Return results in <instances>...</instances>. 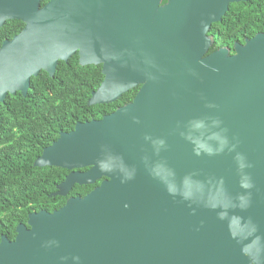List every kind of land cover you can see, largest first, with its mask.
Listing matches in <instances>:
<instances>
[{"label":"water","instance_id":"water-1","mask_svg":"<svg viewBox=\"0 0 264 264\" xmlns=\"http://www.w3.org/2000/svg\"><path fill=\"white\" fill-rule=\"evenodd\" d=\"M160 1L0 0V26L23 23L0 44V102L75 53L101 65L87 105L139 85L43 147L33 165L69 170L52 195L103 179L2 234L0 264H264V30L208 52L243 0Z\"/></svg>","mask_w":264,"mask_h":264},{"label":"trees","instance_id":"trees-1","mask_svg":"<svg viewBox=\"0 0 264 264\" xmlns=\"http://www.w3.org/2000/svg\"><path fill=\"white\" fill-rule=\"evenodd\" d=\"M48 0H40L42 6ZM238 2H236V5ZM243 13V14H242ZM244 19V27L231 31L217 22L220 29L209 52L223 46L232 47L233 40L244 42L245 38L264 30V0H245L244 12L235 6L223 17L231 23ZM10 33L6 28L15 27V22L0 27V43L4 36L18 33L21 21ZM213 28L209 33H214ZM234 36V37H233ZM103 79L101 65H80L77 53L67 61L59 60L53 76L40 70L31 76L26 95L19 91L7 94L0 102V236L9 239L15 236V226L26 223L28 213L46 209L52 211L62 206L67 197L89 192L95 184H75L66 196L52 195L57 183L64 179L68 170L56 166H35L33 162L43 147L54 141L61 131L73 129L78 121L98 119L130 102L139 85L124 92L110 103L87 105L92 90Z\"/></svg>","mask_w":264,"mask_h":264},{"label":"flooded vegetation","instance_id":"flooded-vegetation-1","mask_svg":"<svg viewBox=\"0 0 264 264\" xmlns=\"http://www.w3.org/2000/svg\"><path fill=\"white\" fill-rule=\"evenodd\" d=\"M244 1L245 0H243V1H238V4L236 5V2H230V3H228V8L226 9V11H225V13L221 16V19L219 20V21H217V23L221 26V25H223V26H225V28H227V29H230L231 31H235V29H237V31L239 32L240 31V29H242L243 27H244V19L242 18V15H241V19H237L236 21H235V19L234 18H232L231 19V23L230 22H228L227 20H224L223 19V17L226 15V13H228V12H230L232 15H234V9H235V6L236 7H238V11H239V13L240 12H244ZM165 2H167V0H161L160 1V3L161 4H163V3H165ZM243 14V13H242ZM17 21H21V20H19V19H7V20H5V22L0 26V27H6V24L7 25H10V23L11 22H15V27H14V25H13V27H9L8 29L6 28V31H8L9 33L12 31V30H16V26L19 24ZM215 22H213L212 24H214ZM212 24L210 25V27H209V30L211 29V28H213L212 29V31L213 30H215V32L214 33H209V30L207 31V35H209V37L211 38V40H212V43H213V41H214V38H218L219 37V34H220V29H218V26L217 25H215V27H212ZM16 33H11V34H9L10 36L8 37V36H4V38L1 40V42L3 41V40H5V39H10L13 35H15ZM234 37V36H233ZM235 42H237V43H243V42H238L237 40H233V44H232V47L231 48H229V52L230 53H233V45H234V43ZM1 44V43H0ZM223 47H227V46H223ZM209 52V51H208ZM87 168L88 167H83V168H80V170L81 171H84V170H87ZM69 172V170L67 171V173ZM66 173V174H67ZM65 174V175H66ZM65 177V176H64ZM102 179H103V177H101V178H99V179H97L94 183H92V184H95L96 182H97V184H95L94 186H93V188L95 187V186H98L99 184H100V182L102 181ZM92 188V189H93ZM91 189V190H92Z\"/></svg>","mask_w":264,"mask_h":264},{"label":"clouds","instance_id":"clouds-1","mask_svg":"<svg viewBox=\"0 0 264 264\" xmlns=\"http://www.w3.org/2000/svg\"><path fill=\"white\" fill-rule=\"evenodd\" d=\"M160 143H163V141H161ZM243 166V165H242ZM246 187H249L250 185H245Z\"/></svg>","mask_w":264,"mask_h":264}]
</instances>
